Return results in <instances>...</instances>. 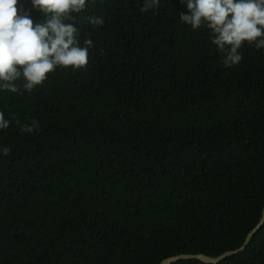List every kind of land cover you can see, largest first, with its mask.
<instances>
[{
	"label": "trees",
	"instance_id": "16d2710c",
	"mask_svg": "<svg viewBox=\"0 0 264 264\" xmlns=\"http://www.w3.org/2000/svg\"><path fill=\"white\" fill-rule=\"evenodd\" d=\"M34 23L43 14L19 0ZM87 0L84 69L0 89V264H159L239 247L264 206V48L242 61L180 0ZM103 17L97 28L89 15ZM17 120L20 124H17ZM38 122L33 132L20 125ZM172 264H210L197 259ZM217 264H264V224Z\"/></svg>",
	"mask_w": 264,
	"mask_h": 264
},
{
	"label": "clouds",
	"instance_id": "9594fccd",
	"mask_svg": "<svg viewBox=\"0 0 264 264\" xmlns=\"http://www.w3.org/2000/svg\"><path fill=\"white\" fill-rule=\"evenodd\" d=\"M187 13H180V21L192 30L202 26L212 33L211 43L224 54L225 67L239 64V51L247 42L257 50L264 48V0H180ZM34 9L43 14L42 22L34 23L19 0H0V89L12 93L20 91L16 83L23 78V89L31 92L48 79L58 68L84 69L89 63L91 38L80 45V33L73 14L85 10L87 0H31ZM159 0H144L141 11L157 8ZM94 27L104 24L103 17L89 15ZM17 124L20 122L17 120ZM10 120L0 112V129H7ZM38 122L20 125L21 132H33ZM4 156L9 147L0 149Z\"/></svg>",
	"mask_w": 264,
	"mask_h": 264
},
{
	"label": "water",
	"instance_id": "95a60500",
	"mask_svg": "<svg viewBox=\"0 0 264 264\" xmlns=\"http://www.w3.org/2000/svg\"><path fill=\"white\" fill-rule=\"evenodd\" d=\"M263 224H264V206L261 210V215H260L258 222L246 234L243 243L239 247H237L235 249H231V250H226L223 253L216 255V256H210V255H207L204 253L175 254V255H171V256L163 258L159 262V264H172V263H175L179 260H187V259H197V260H200L204 263L217 264V263L221 262L222 260H224L225 258H227L229 256L236 255V254L240 253L241 251H243L247 247V245L249 244V242L252 239V237L254 236V234L262 227Z\"/></svg>",
	"mask_w": 264,
	"mask_h": 264
}]
</instances>
